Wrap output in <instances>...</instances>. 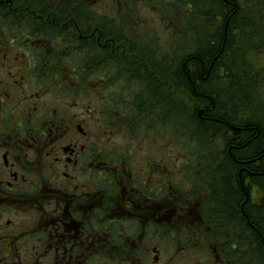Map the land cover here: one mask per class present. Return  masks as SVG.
Masks as SVG:
<instances>
[{"label":"flooded vegetation","instance_id":"flooded-vegetation-1","mask_svg":"<svg viewBox=\"0 0 264 264\" xmlns=\"http://www.w3.org/2000/svg\"><path fill=\"white\" fill-rule=\"evenodd\" d=\"M112 2L0 0V264H173L160 249L170 225L184 242L204 238L210 264H238L195 191L186 195L175 172L163 173L161 150L100 148L95 111L84 118L77 100H42L51 88L65 96L73 79L97 94L125 83L128 120L118 130L152 133L132 130L130 119L145 126L154 106L162 137L161 102L143 99L141 88L147 76L161 85V64L152 72L148 60L152 36L129 34L143 22L131 19L136 5L100 11L114 12Z\"/></svg>","mask_w":264,"mask_h":264},{"label":"trees","instance_id":"trees-1","mask_svg":"<svg viewBox=\"0 0 264 264\" xmlns=\"http://www.w3.org/2000/svg\"><path fill=\"white\" fill-rule=\"evenodd\" d=\"M177 1L205 28L189 30L192 44L177 62L155 60L161 64L159 89L149 76L147 84L137 77L145 84L142 98L159 99L162 123L186 132L202 149L224 136L225 159L209 179L221 178L226 196L210 221H222L212 227L236 263L264 264V0ZM169 81L187 93L193 114L184 117L180 102L168 99H175Z\"/></svg>","mask_w":264,"mask_h":264},{"label":"rangeland","instance_id":"rangeland-1","mask_svg":"<svg viewBox=\"0 0 264 264\" xmlns=\"http://www.w3.org/2000/svg\"><path fill=\"white\" fill-rule=\"evenodd\" d=\"M171 1L172 0H106V2H112L111 5L114 8V12L109 6H104L100 10L101 12L107 11L110 14L116 15L119 14L121 6L128 8L129 4H132L133 7L136 5V9L139 8V11H136L137 17L135 8L130 16H132V20L136 18L143 20L142 25H139L140 27L131 28L129 34L139 38H141L140 36H152V39L146 38L147 41H151L150 48L152 51L150 52L153 61H149V65L152 72L157 65L154 64L156 58L160 59L162 62H177L180 54L185 52L186 48L188 49L192 44L190 42L191 33H189L191 28H205V23L204 27L203 24L201 25V23H198L199 16L197 17L198 22H195L194 17H189V11L186 10V7L181 4L180 1ZM136 56L138 57V55ZM131 57H133V55H131ZM253 58L252 56H248V61L251 62ZM259 60V64L264 66V59L260 58ZM262 74H264V69L262 70ZM72 76L73 75H69V77ZM84 79L86 83V77H84ZM70 82L71 85H73L72 91L67 92L65 96L61 95V97H58L56 89L51 88V90L49 92L47 91L42 97L43 102L48 103L47 101L50 100L56 103H71L77 100L75 103V112L83 114L84 118L91 115L89 110L95 111V120H97L96 127L101 139L99 141L100 148L108 150L109 147V151L111 152L116 146H119V148L128 146L130 148H138L142 155L146 152L147 148H149L147 153H153L154 149L161 150L160 156L163 159V173L167 175L168 172L172 174L175 172L174 176L176 181L181 183L184 189H188V191H185L186 195H190L192 191H195L191 194H197L199 197L198 200L202 214L209 213L210 215L214 207L217 208V206L222 203L226 196L223 190L222 179L216 177L211 181L209 179V174L211 169L217 170L222 163L220 161L225 159V154L223 152L226 150V142L223 135L215 137L214 139L212 138L209 147H204V149H202V146L198 145V143L190 138L186 132L184 134H179L176 128L173 130L171 126L163 121L161 127L162 137H156L153 133L155 129L153 110L149 112L148 116V118H150L149 120L152 121L147 120L145 126L144 123L139 124L140 118H138L137 115H132V119H130L131 122H135L132 130L139 133V130L146 129L152 133L134 135L132 134L133 132L129 130L127 132L124 131L126 133L124 134L119 130L124 129L123 127L126 124L123 121L128 120L126 118L128 115L126 108L128 102L125 99L130 100L127 90L125 89L124 91L125 83H121L118 94L115 88L119 85V82L116 81L113 82L114 86L112 88L103 87L99 90V94H97L94 91H88L89 88H92L91 83L85 85L79 81V84L75 85L74 79ZM167 84H169L171 94L175 98L174 100L171 98L168 99L172 102H180L178 103L181 109L183 108L184 117L189 115V113L190 115L191 113L193 114L195 105L188 97L187 93L179 90L174 82L170 83L169 81ZM94 85L96 86L95 83ZM29 87L33 88L34 92H40L42 89L41 85L37 82H35L34 85H29ZM85 88L86 92L82 93V90ZM97 88L100 89V86H97ZM109 93L113 95V97L108 98ZM108 104L109 106H107ZM101 110H103V112L97 114V112ZM108 126L114 129H110ZM105 130L107 133H105ZM217 162H220V164ZM233 187H238L237 181L234 182ZM256 191L255 189L254 196L256 200H258L260 194L258 196V192ZM194 199V196H192L191 200L193 201ZM221 223L222 221L220 222V220L217 219H212V221H210L211 226H214V224L220 226L222 225ZM170 228L171 229H168L167 232L162 235L160 249L163 255L165 254L167 258L171 259L173 264H210L209 257L211 252L208 250V244L204 238L190 236V241L184 242L185 237L182 241L181 235L177 236L172 234V225H170ZM177 231L180 232L181 230L179 231L176 229V232Z\"/></svg>","mask_w":264,"mask_h":264}]
</instances>
